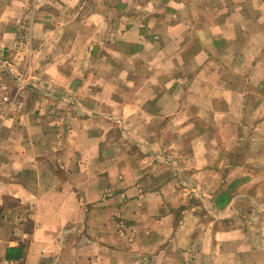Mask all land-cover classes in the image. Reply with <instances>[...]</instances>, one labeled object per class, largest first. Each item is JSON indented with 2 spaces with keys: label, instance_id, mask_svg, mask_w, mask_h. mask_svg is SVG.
Listing matches in <instances>:
<instances>
[{
  "label": "crops",
  "instance_id": "obj_1",
  "mask_svg": "<svg viewBox=\"0 0 264 264\" xmlns=\"http://www.w3.org/2000/svg\"><path fill=\"white\" fill-rule=\"evenodd\" d=\"M3 61L2 258L264 264V0H0Z\"/></svg>",
  "mask_w": 264,
  "mask_h": 264
},
{
  "label": "built area",
  "instance_id": "obj_2",
  "mask_svg": "<svg viewBox=\"0 0 264 264\" xmlns=\"http://www.w3.org/2000/svg\"><path fill=\"white\" fill-rule=\"evenodd\" d=\"M16 99L11 96L6 86H0V130L12 120V113L16 109ZM0 264H11L0 255ZM13 264V263H12Z\"/></svg>",
  "mask_w": 264,
  "mask_h": 264
},
{
  "label": "rangeland",
  "instance_id": "obj_3",
  "mask_svg": "<svg viewBox=\"0 0 264 264\" xmlns=\"http://www.w3.org/2000/svg\"><path fill=\"white\" fill-rule=\"evenodd\" d=\"M0 69H2V70H7L8 69V65H7V63H5L4 61L3 62H0ZM22 80V78L20 77V79H18L17 78V83L19 84V82ZM20 84H21V82H20ZM2 86V85H1ZM3 86H6L8 89L10 88L9 86H8V84H3ZM19 86V85H18ZM19 88V87H18ZM9 92H10V94H11V96L12 97H14L15 99H16V101H17V97H15L14 96V94L10 91V89H9ZM16 106H17V103H16ZM0 220H1V218H0ZM2 250H3V246H2ZM0 255H1V251H0Z\"/></svg>",
  "mask_w": 264,
  "mask_h": 264
},
{
  "label": "trees",
  "instance_id": "obj_4",
  "mask_svg": "<svg viewBox=\"0 0 264 264\" xmlns=\"http://www.w3.org/2000/svg\"><path fill=\"white\" fill-rule=\"evenodd\" d=\"M13 252V251H12Z\"/></svg>",
  "mask_w": 264,
  "mask_h": 264
}]
</instances>
